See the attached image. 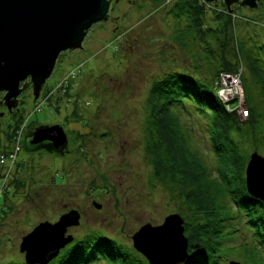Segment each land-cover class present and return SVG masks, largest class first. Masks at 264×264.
I'll return each mask as SVG.
<instances>
[{"label": "rangeland", "instance_id": "374dc122", "mask_svg": "<svg viewBox=\"0 0 264 264\" xmlns=\"http://www.w3.org/2000/svg\"><path fill=\"white\" fill-rule=\"evenodd\" d=\"M175 3L176 0L145 2L142 6L130 8L117 23H97L82 49L61 55L45 84V90L52 91L53 96L44 99L43 93L34 101L33 90L20 95L21 112L16 116L23 115L24 121L13 142L19 140L21 143L29 125L61 124L68 134L70 151L63 155L43 151L33 160L23 149L15 164L1 166L0 187L7 185L0 194V264L25 261L26 254L21 251L23 238L41 223L58 221L70 208L78 209L83 216L80 225L67 231V235L84 237L100 232L119 242L125 241L129 246L133 245L132 236L145 224L157 226L171 214L181 216L177 204L164 187L150 186L151 167L144 152L143 127L148 116L146 99L151 83L164 72L169 69L194 71L198 60L205 62L214 57L211 47L204 48L206 42L203 44L197 38L200 45L191 49L187 44L191 40L184 44L188 48L180 45L184 38L179 34L188 27L189 18L187 14L181 15L176 6L173 10ZM206 4L208 25L217 27L220 23L215 19L214 11L221 9L214 3ZM223 6L219 4L218 7ZM236 10L239 16L235 14L236 36L253 48L255 56L260 59V76H264V52L258 48L264 43V19L258 12H249L246 8ZM116 24L119 28L111 30ZM73 66L77 70L81 66L73 95L76 92L81 94L79 108L86 113V124L66 119L74 104L54 106L57 86ZM240 70L244 71L245 86L251 92L259 122L254 127L256 131L252 132L245 123L249 115H241L243 109L249 110L243 86V107L236 112L248 130L244 129L242 136L238 133V137L245 140L243 145L251 154L258 151L264 156V89L247 68L241 67ZM36 103L37 107L41 106L37 112L34 109ZM5 109L0 105V152L12 147L6 133L9 132L8 124L14 123L15 118ZM11 169L12 173H8ZM6 188L10 190L7 194ZM95 202L101 203L102 207L97 208ZM233 213L237 218L223 222L224 238L230 242L220 248L219 253L223 256L220 264H229L233 260L253 264L248 253L240 255L246 246L253 253L257 252L260 263L264 264V251L257 244L259 235H255L256 226L247 224L248 217L237 207L225 217L233 216ZM236 228L238 230L233 232ZM61 230L62 227L57 226L53 233L57 231L59 242L63 243ZM34 242L32 246L38 252L41 243ZM43 251L45 249L41 248ZM180 254L185 258L183 248ZM133 257L138 258V264H145L138 253ZM256 260L258 262V258ZM158 261V264L167 263L161 259ZM117 262L99 259L92 264H120Z\"/></svg>", "mask_w": 264, "mask_h": 264}, {"label": "trees", "instance_id": "16d2710c", "mask_svg": "<svg viewBox=\"0 0 264 264\" xmlns=\"http://www.w3.org/2000/svg\"><path fill=\"white\" fill-rule=\"evenodd\" d=\"M175 6L181 15L187 14L189 18L188 27L179 34L184 38L180 45L191 49L200 45L197 42L199 39L203 44L206 42L204 48L211 47L214 58L205 62L198 60L194 71L169 69L153 80L146 99L148 116L143 127L145 158L151 167L150 186L164 187L185 221L189 257L179 264H220L223 259L220 248L230 242L224 238L223 222L237 218L234 213L225 217L234 207L245 212L247 224L256 226L255 235H259L257 244L264 251V200L253 196L247 186L246 171L252 154L243 145L245 140L238 137V133L242 136L244 129H248L236 110L229 109L220 97L217 81L221 73L238 71L242 67L247 68L264 89V76H260V59L255 56L253 48L236 36L238 15L236 17L235 13L217 6L221 10L214 11L215 19L220 24L214 27L208 25V6L204 1L176 0L173 10H176ZM187 40L191 42L187 43ZM185 42L188 47L184 46ZM258 48L264 52V43ZM80 70L73 66L63 77L57 86L54 106L59 108L60 103L74 104L66 119L86 124V113L79 108L81 94L76 92L73 95ZM241 78L245 86L244 71ZM244 88L249 107V120L245 123L255 132L254 127L259 119L252 105L251 92L246 86ZM43 92L44 99L54 95L50 90ZM234 104L236 102L232 103V107ZM37 106L38 103L34 108L36 112L41 109V106ZM16 114L14 123L8 124L9 132L6 133L11 142L16 139L24 121L23 115L17 117ZM5 149L0 153L9 150ZM4 189L0 187V194ZM8 191L6 188L5 193ZM92 233L84 237L72 234L74 240L48 264H92L99 259L138 264V258L133 257L136 253L144 259L145 264L150 263L133 245L129 246L125 241L119 242L100 232ZM244 248L240 255L248 253L253 264H261L257 252L253 253L247 246ZM8 264L31 263L25 260Z\"/></svg>", "mask_w": 264, "mask_h": 264}, {"label": "water", "instance_id": "95a60500", "mask_svg": "<svg viewBox=\"0 0 264 264\" xmlns=\"http://www.w3.org/2000/svg\"><path fill=\"white\" fill-rule=\"evenodd\" d=\"M257 1L244 0L243 5L256 8ZM206 2L215 4V0ZM236 2L238 0H226L229 7ZM110 4V0H0V92H5L3 100L10 110L18 106L20 95L30 85L34 101L39 99L60 56L84 47L83 43L93 26L108 19ZM32 137V143L50 140L60 151L68 146L69 140L61 124L41 125ZM246 173L250 193L264 200V156L258 151L252 153ZM94 205L102 207L98 202ZM80 217L78 209H72L58 221L41 223L36 227L21 242V251L26 254V261L31 264H48L57 257L61 249L74 240L72 234L67 235V229L79 225ZM184 222L179 214H171L161 225L145 224L132 236L134 248L151 264H158L160 259L166 261L162 253L167 254L169 247L174 246L173 255L169 256L171 259L159 264L186 261L189 256ZM57 226L62 227L63 243L60 242L53 253L52 250L48 254L41 252L42 244L36 252L32 246L34 241H43L46 245L48 240L44 241L41 234L48 236ZM48 228L52 231H47ZM176 247L180 249L178 255L184 249L185 258L174 254ZM230 264L241 262L233 260Z\"/></svg>", "mask_w": 264, "mask_h": 264}, {"label": "flooded vegetation", "instance_id": "af4514ba", "mask_svg": "<svg viewBox=\"0 0 264 264\" xmlns=\"http://www.w3.org/2000/svg\"><path fill=\"white\" fill-rule=\"evenodd\" d=\"M149 1H154V0H110V8H109V17L106 21H102L101 23H117L121 17L126 14V12L132 8V7H139V6H142L145 4V2H149ZM199 1H205L206 0H199ZM243 1L244 0H238V2L236 3H232V5L229 7L227 4H226V0H215V3L217 2H220V3H217V6H219V4H223L224 8L228 9L229 12H233L235 13L236 15H238L236 12L237 10L236 9H241V8H246L249 12H258V14L264 19V0H258L257 1V7L256 8H251L247 5H243ZM207 3V2H206ZM214 3V2H213ZM208 4H211V3H208ZM245 17H248V16H245ZM100 23V22H99ZM97 24V23H96ZM95 24V25H96ZM94 25V26H95ZM93 26V27H94ZM119 28V24H116L114 25L112 28H110L111 30H116ZM93 29V28H92ZM84 45V43H83ZM61 57V56H60ZM30 80V79H29ZM33 88H32V85L29 86L28 89H26L25 91H32ZM45 90V87L43 88V90L41 91V95L42 93H44L43 91ZM24 91V92H25ZM23 92V93H24ZM22 93V94H23ZM5 95V92H0V105L2 107H5V111H7V113H9L11 116H14V114L20 112V108H19V104L17 107H14L12 110H10L8 108V106H6V104L4 103V100H3V97ZM40 95V96H41ZM40 98V97H39ZM20 103V101H19ZM41 125H36V124H32L30 125V128L29 130H27V134H23V137H22V140H21V143H19V146H20V151H23V149L26 150V152L28 153L27 156H31V159L35 160L36 158V154H42L43 151H48V152H51L53 154H60V155H63L64 153L66 152H69L70 149L69 147L67 146L65 149H63L62 151H60V149H57L55 148L54 144L50 141V140H44L43 142H39V143H32V136L36 130L37 127H39ZM69 139V138H68ZM68 144H69V140H68ZM15 146V143L12 142V147L9 148L8 151L6 152H9L11 151ZM5 148V147H3ZM4 150V149H3ZM2 150V151H3ZM18 153V154H19ZM1 155V153H0ZM18 159V158H17ZM17 162V161H16ZM15 162V163H16ZM14 163V164H15ZM21 163V162H19ZM3 165H6V164H0V168L1 166ZM7 173V172H6ZM8 173H12V169H11V172H8ZM9 177V176H8ZM8 177L6 179H8ZM7 185V184H6ZM5 186V185H4ZM72 209H76V208H70V210ZM68 212V210H67ZM66 213V212H65ZM64 214V213H63ZM81 216H83V214L80 212ZM82 218V217H81ZM80 218V220H81ZM73 227H76V226H70L68 227L67 231H69L71 228ZM68 233V232H67Z\"/></svg>", "mask_w": 264, "mask_h": 264}, {"label": "built area", "instance_id": "2783aa9c", "mask_svg": "<svg viewBox=\"0 0 264 264\" xmlns=\"http://www.w3.org/2000/svg\"><path fill=\"white\" fill-rule=\"evenodd\" d=\"M242 71H234V72H223L219 75L217 84H218V93L222 100L226 102L227 107L231 110H239L240 107H243L242 103V96L244 97V91L242 92L241 88L242 85ZM229 97V98H228ZM234 100V101H232ZM232 107V103H235ZM249 110L243 109L241 111L242 116H248ZM19 140L18 142L15 141L14 148L9 152L1 153L0 155V164H8L11 163L12 165L17 161L18 153H19ZM5 187V186H4Z\"/></svg>", "mask_w": 264, "mask_h": 264}, {"label": "bare ground", "instance_id": "6f19581e", "mask_svg": "<svg viewBox=\"0 0 264 264\" xmlns=\"http://www.w3.org/2000/svg\"><path fill=\"white\" fill-rule=\"evenodd\" d=\"M51 231H52V230H51ZM51 231H49V232H51ZM57 237H58V238H57ZM41 238H42L44 241H45V240H48L46 245H45V242H43V241L41 242L43 248L45 249V251H43V252H46L47 254H48V252L51 251V250H52V253H53L54 248H55L57 245L60 244V242H59V238H60V237H59L57 231H55L54 233L52 232V233L48 234V236H45V237L42 236ZM173 247H174V246H172V248L169 247V250L167 251V252H168L167 254H165V252L162 253V256H166V257H164V258L166 259V261L171 259L169 256H172V255H173ZM176 249H177V247H176ZM179 250H180V249L175 250L174 254L176 253V254L178 255V251H179ZM46 253H45V254H46ZM50 254H51V253H49V255H50ZM179 255L181 256L182 254H180V252H179ZM179 255H178V256H179ZM177 259H178V258H177Z\"/></svg>", "mask_w": 264, "mask_h": 264}]
</instances>
